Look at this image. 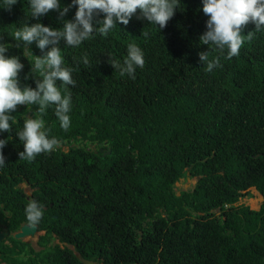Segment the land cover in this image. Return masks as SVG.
Returning a JSON list of instances; mask_svg holds the SVG:
<instances>
[{"label":"trees","instance_id":"1","mask_svg":"<svg viewBox=\"0 0 264 264\" xmlns=\"http://www.w3.org/2000/svg\"><path fill=\"white\" fill-rule=\"evenodd\" d=\"M181 5L162 29L133 15L78 46L60 42L75 80L57 81L71 96L69 126L60 127L51 106L17 105L12 128L0 133L8 137L0 225L11 232L32 225L24 207L35 199L44 232L37 251L13 238L11 246L0 242L1 262L82 264L78 253L95 264H264V28L244 25L242 35L254 31L235 56L211 50L219 62L208 71L197 55L207 47L198 41L207 16L200 0ZM102 18L97 12L93 23ZM39 19L61 26L55 10ZM22 22H35L27 0L0 8V42L24 63L21 86L35 87L38 73L11 38ZM128 43L144 53L131 76L110 64L123 61ZM28 112L59 141L32 159L18 155L23 142L15 136ZM187 174L194 184L177 190ZM22 183L36 188L29 200ZM252 188L262 197L257 210L238 204Z\"/></svg>","mask_w":264,"mask_h":264},{"label":"clouds","instance_id":"2","mask_svg":"<svg viewBox=\"0 0 264 264\" xmlns=\"http://www.w3.org/2000/svg\"><path fill=\"white\" fill-rule=\"evenodd\" d=\"M16 3L17 0H0V8L10 10ZM200 4L207 19L205 30L198 41L200 45L207 47L197 55L199 63H203L208 71L219 62L218 57L210 58L211 50L223 52L229 58L235 56L246 36L250 38L254 30L264 28V0H200ZM27 6L29 16L35 22L20 23L12 30L11 38L16 44L23 46L20 55L31 61L29 71L38 73V78H34L35 87L27 84L21 86L18 76L24 63L19 56L7 54L11 47L8 42H0V133L9 132L12 128L11 113L17 105H25L26 110L33 104L41 106V109L51 106L60 127L69 126L71 96L67 89L62 94L57 81L67 86L74 85L75 80L72 77V68L65 64L61 41L65 45L78 46L97 33L107 35L117 23L127 25L133 15L162 29L174 12L182 9L181 0H70L64 6L61 5V0H27ZM73 6L75 11L72 18L64 19L69 8ZM49 10L57 12L61 26L52 27L40 22L39 18ZM97 12L103 13V18L94 24L93 17ZM250 21L255 26L254 30L242 35L243 26ZM142 34L148 35L147 32ZM33 43L40 54L33 53L30 47ZM143 57V50L136 43H128L123 61L112 60L110 64L122 75L131 76L136 67L143 66ZM81 59L85 64L88 63L86 56ZM15 136L23 142L22 151L18 155L27 159L50 151L59 143L55 136L48 135L44 120L34 114H23L22 126ZM7 142L8 137L0 138V149ZM4 163L5 157L0 152V166ZM24 213L27 221L35 225L43 214V207L37 200H29L24 207Z\"/></svg>","mask_w":264,"mask_h":264},{"label":"flooded vegetation","instance_id":"3","mask_svg":"<svg viewBox=\"0 0 264 264\" xmlns=\"http://www.w3.org/2000/svg\"><path fill=\"white\" fill-rule=\"evenodd\" d=\"M21 185H24V187H21ZM19 186L23 189L24 193L26 194V196H27V200H29V198H31V196H32V192L34 191V189H36V188H34V189L29 188V186H27V185L24 184V183L20 184ZM23 225H27V224L22 223V224L20 225V228H21ZM32 225H33V224H32ZM35 225H36V224H35ZM36 226H37V225H36ZM20 228H19L17 231L11 232V231H9L5 226L0 225V233L3 234V237H2L3 239H2L0 242H3L4 244H7V245L11 246V245H10V240H9V238H13V239H15V240H18V239H16V238L14 237V234L17 233V232L20 230ZM5 230H6V233L4 232ZM37 233H38V234H37V237H36L35 239H33V238H31V239H25V238H23V239H19V241H20L21 243L25 244V245H28V246H29L30 248H32L33 250L37 251V250H39V247H38V245H37V242H38L39 237L42 235V234H41L42 232L39 231L38 228H37ZM34 246H36L37 249H36ZM25 258H26V256H25ZM0 264H6V263L1 262V259H0Z\"/></svg>","mask_w":264,"mask_h":264},{"label":"rangeland","instance_id":"4","mask_svg":"<svg viewBox=\"0 0 264 264\" xmlns=\"http://www.w3.org/2000/svg\"><path fill=\"white\" fill-rule=\"evenodd\" d=\"M194 181H195V179H190V181H184L182 179L179 183L176 184V189L177 190H186L194 184ZM21 187H24V185H21ZM250 192L252 193L253 196L242 198L238 202V204H244V205H247L250 209L257 210L260 206L262 198L254 189H251ZM25 239H28V238H25ZM33 239H35V237ZM34 247L37 249L36 246H34Z\"/></svg>","mask_w":264,"mask_h":264},{"label":"water","instance_id":"5","mask_svg":"<svg viewBox=\"0 0 264 264\" xmlns=\"http://www.w3.org/2000/svg\"><path fill=\"white\" fill-rule=\"evenodd\" d=\"M26 116H30V112H28L26 114ZM189 179V176L187 174L186 180ZM6 233V230L4 231ZM37 234V226L36 225H23L20 230L14 234V237L16 239H23V238H32L35 237ZM3 234L0 233V241L3 239ZM75 256L77 257V259L82 263V264H95L92 261L83 259L80 257V255L78 253H75Z\"/></svg>","mask_w":264,"mask_h":264}]
</instances>
